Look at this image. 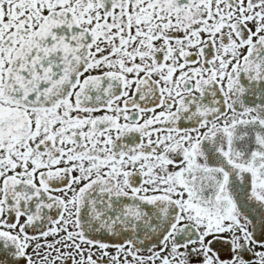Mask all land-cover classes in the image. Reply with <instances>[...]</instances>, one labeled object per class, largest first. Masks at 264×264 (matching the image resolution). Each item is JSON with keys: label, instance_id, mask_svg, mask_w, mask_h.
<instances>
[{"label": "snow or ice", "instance_id": "6c2138e0", "mask_svg": "<svg viewBox=\"0 0 264 264\" xmlns=\"http://www.w3.org/2000/svg\"><path fill=\"white\" fill-rule=\"evenodd\" d=\"M0 264H264V0H0Z\"/></svg>", "mask_w": 264, "mask_h": 264}]
</instances>
